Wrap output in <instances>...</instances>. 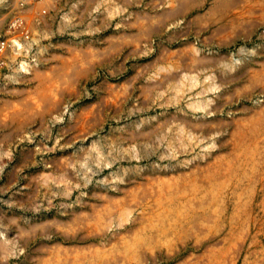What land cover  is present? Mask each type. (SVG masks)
<instances>
[{"label": "rangeland", "instance_id": "obj_1", "mask_svg": "<svg viewBox=\"0 0 264 264\" xmlns=\"http://www.w3.org/2000/svg\"><path fill=\"white\" fill-rule=\"evenodd\" d=\"M0 264H264V0H0Z\"/></svg>", "mask_w": 264, "mask_h": 264}, {"label": "bare ground", "instance_id": "obj_2", "mask_svg": "<svg viewBox=\"0 0 264 264\" xmlns=\"http://www.w3.org/2000/svg\"><path fill=\"white\" fill-rule=\"evenodd\" d=\"M13 40H14V39H13ZM13 40H12V41H13ZM16 41H17V40H16ZM13 44H14V43H13ZM19 44H20V42H19ZM14 45H16V44H14ZM12 46H13V45H12ZM21 46H22V45H21ZM15 47H17V46H15ZM18 48H19V47H17V49H18ZM13 49H15V48H13ZM17 49H16V50H17ZM16 50H15V51H16ZM22 63H23V62H22ZM23 64H24V63H23Z\"/></svg>", "mask_w": 264, "mask_h": 264}]
</instances>
